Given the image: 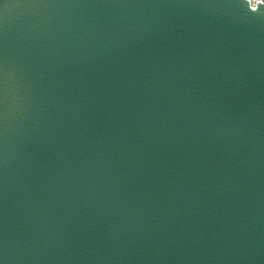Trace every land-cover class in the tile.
<instances>
[{
  "label": "water",
  "instance_id": "water-1",
  "mask_svg": "<svg viewBox=\"0 0 264 264\" xmlns=\"http://www.w3.org/2000/svg\"><path fill=\"white\" fill-rule=\"evenodd\" d=\"M0 17V264H264V2Z\"/></svg>",
  "mask_w": 264,
  "mask_h": 264
},
{
  "label": "snow or ice",
  "instance_id": "snow-or-ice-1",
  "mask_svg": "<svg viewBox=\"0 0 264 264\" xmlns=\"http://www.w3.org/2000/svg\"><path fill=\"white\" fill-rule=\"evenodd\" d=\"M20 2H24V0H20ZM261 2H264V0H261ZM238 3L242 6L244 4V0H238ZM0 21H2V17H0Z\"/></svg>",
  "mask_w": 264,
  "mask_h": 264
}]
</instances>
